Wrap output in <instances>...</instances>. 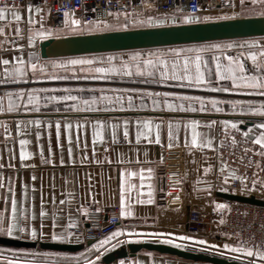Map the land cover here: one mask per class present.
I'll return each mask as SVG.
<instances>
[{
	"label": "snow or ice",
	"instance_id": "1",
	"mask_svg": "<svg viewBox=\"0 0 264 264\" xmlns=\"http://www.w3.org/2000/svg\"><path fill=\"white\" fill-rule=\"evenodd\" d=\"M146 4L148 9L156 7L153 2H147L142 0ZM241 9H248L249 0H239ZM229 0H223L222 7L227 5ZM251 11L255 15L264 17V0H250ZM80 7H83L81 4ZM29 15L27 23L29 25L27 29V45L31 49L37 39L45 40L46 38L63 32L66 35H74L88 32H103L107 30H121L132 27H156L163 25L191 24L194 22H200L210 20H227L233 18L239 13L233 12L232 17L228 15L208 16L205 15L202 18L196 14L198 9L191 11H182L181 8L175 7L170 10L161 12L158 7L156 8V14L147 15L145 18H133L132 13L129 11H109L105 10V17H94L84 19L83 16L77 17L75 15V9L64 8L62 9L63 24L62 27L45 28L43 23L40 24L38 29H33L31 25L37 23L32 15V11L40 12L39 7H34L32 4H28ZM259 8L260 11L256 12L255 9ZM23 5H14L8 3L0 4V22L3 21H15L16 26L13 29L11 26L5 28L0 25V46L7 45L10 41L8 33L11 32L14 37H21L22 29L20 27V21L22 19ZM95 11V9H93ZM123 17V21L119 19ZM45 19L41 15V22ZM110 20L112 22H110ZM24 45L15 42L13 48L23 51ZM235 52L236 55L228 54ZM209 56L210 61H209ZM35 57V61L33 60ZM245 61L250 62L248 66ZM226 62V63H225ZM12 67H7L9 64ZM0 65L4 67V78L0 79V84H7L13 81H22L29 79H46V80H104L113 78L111 74L124 78H136L140 83L151 84H165L168 81L176 82L175 86L180 88H196L204 89L213 93H237L244 98H217L216 96H204V95H188L180 92H151L148 89H112V92L120 93H137L139 95H128L127 105L128 108L141 107L147 108L148 103H144L143 99L148 98L149 102L154 108H163L173 111H181L188 113H224L226 110L230 113L239 114L247 119H221L219 121L208 119L203 122V127L208 129L206 132H197L195 129L197 125L202 124L198 119H187L184 122L186 129H192L190 140L186 139L184 147L191 153L194 150H199L203 153L205 149H210L215 153V159L218 161L219 167L216 169L218 178L222 179V186L220 191H229L228 187L232 181H239V192L244 195L258 192L261 196H264V178H261L256 169L260 167L262 161H264V37L224 40V41H212L194 43L191 45L180 47H167V48H154L147 51L133 50L127 53L121 54H108L106 57H71L58 60H42L40 56L32 50L27 52V57L24 56H11L10 59L0 57ZM51 65L52 71H47L48 66ZM211 66L215 67V84L211 79L212 70ZM77 67L79 72L76 71ZM58 69H63L65 72L71 71L73 75H59ZM207 70V72L205 71ZM221 81L230 82L221 85ZM55 91V89L47 88H17L14 92H7L5 97L7 98V107L5 108L2 101H0V113H13L17 111L31 112L39 111L40 96L34 95V93H47ZM64 92H69V89L65 88ZM90 91H95L94 89ZM101 95L99 97L92 95L87 99H81L76 95H50L44 97L49 102H66L73 101L72 104H64L65 110L68 111H101L107 110V108H100L99 105H104L107 102L110 105L122 106L124 103L123 95H116L115 99L112 96L105 95L104 90L100 89ZM27 93L26 99H21ZM164 99L161 101L160 97ZM155 97V98H153ZM141 101L139 105L136 101ZM82 106V107H81ZM54 111H59L58 108ZM255 122H252V121ZM4 121H0L3 124ZM33 121L31 119L26 121V126L31 125ZM137 125H143V129L136 133V140L140 141L141 136L148 143H154L160 145L163 150L165 145L161 141L159 134L160 124L153 125L149 120L143 121L137 120L133 122ZM163 123V122H161ZM122 124L123 126V138L125 141L129 140V121L124 120L120 124H113L101 120L92 121H76L75 125L78 130L83 131L86 125L91 126L94 131L92 134L93 142V163H102L95 159V146L97 142L102 141L101 130L103 128L111 129V138L115 142L117 141V129ZM217 124L221 126V130L224 135L219 138V142L213 138V133ZM21 121L16 120V134L20 135ZM35 125L39 129L43 127L47 129L49 122L42 121L41 119H35ZM179 128L180 124L177 122L175 125L170 121L168 122V138L166 147L171 150L173 147L178 146V142L175 141L173 135V127ZM57 145L60 144V128L61 120L55 121ZM72 122L63 123V129L65 139L69 143L68 148V161L69 165L77 163L76 157L73 156V150L71 148V136L70 129ZM146 130V131H145ZM155 131V139L151 140L149 134ZM5 133L10 136L7 125L5 124ZM239 135V139H237ZM37 141L41 137V132H36ZM250 142V144H249ZM28 143L25 139H20V161L21 166L26 167L23 162L26 158L32 156L31 152L25 150L24 145ZM242 147L243 155L239 157L240 161L247 159L245 168H253L252 178L249 181V177L246 173L238 174L236 169H231L226 162L225 156L219 151L221 146ZM86 147V146H85ZM77 150L79 151V139L77 140ZM105 142V152H107ZM137 152L139 149L136 150ZM260 157L261 159L253 162L252 157L248 156V153ZM147 156V150L144 153ZM51 148H49L47 164L53 165L54 160ZM14 158V157H13ZM204 159L208 157L205 155ZM87 160V153L85 152L79 157V162L83 164ZM41 161L44 162V156L41 154ZM194 162V161H193ZM59 163L63 165L65 163L63 156L61 155ZM109 163L111 161L109 160ZM121 164L132 163V161L120 160ZM136 163L143 165L144 163L153 164L157 161L146 160L136 161ZM159 164H163V155L158 161ZM3 165H0L2 168ZM9 168H13L11 163ZM203 167V172L208 173L213 165L211 163ZM154 169L152 167L145 168L141 166L139 171L132 170L130 168H120L119 172V217H131L133 211L129 206L132 203L139 204H152L153 203V186L151 184L147 187L148 198L134 200L131 196L133 192V185L126 183V179L136 175L140 176L141 182L145 180V173L147 178L151 179ZM264 171V169H261ZM226 173V174H225ZM111 179V177H109ZM35 180V177H32ZM88 199L78 204L77 199L74 197L75 188L72 189V194L68 193L67 185L68 179L65 178V187L62 190V198L57 202L55 195V183L52 185L53 192L51 194L52 211L49 213L45 209L47 201L44 199L45 193L41 192V206L39 211V230L35 226L36 214L33 209V205L29 202L30 197L28 195V185H25L21 179V198L18 201L16 199L14 180L10 177L7 185L4 182V176L0 173V189H4L3 200L6 202V209H0V236L10 237L16 240L27 239L39 244L43 241L51 242H65L68 238L74 236V229L82 227L83 221H90L93 228H99L106 221L102 213L106 207L111 205H101L100 201L95 199V195L92 192L91 176H88ZM78 183V181H77ZM179 183V181H176ZM197 183H200L198 180ZM203 187L198 189L208 195L211 194L212 183L210 181H203ZM103 184H101V189ZM35 189L33 188V191ZM197 189H194L196 191ZM233 192L237 191L232 189ZM126 192L129 195L126 197ZM100 195H103L101 191ZM173 201L179 199L178 196H174ZM214 205L213 211L217 210H229L230 206L227 203H217L212 201ZM75 205V208L73 207ZM83 214L79 221L77 216ZM66 217L68 223H61L60 218ZM50 218L51 231L45 233L46 227L44 221ZM225 221L221 219L220 223ZM125 234L127 240H147L152 239L154 242L172 245L177 249H184L186 247L191 248L193 251L210 252L224 256L230 260L239 261L240 264H246L244 257H258L260 261H264V250L260 248H253L251 245L241 244L238 240L236 244L224 242L222 245L216 243H209L208 240L197 237L195 235L188 234H174L172 232H132L125 233V229L122 227H115L114 230L109 231L96 243L91 244V247H85L84 252H76L73 257H69L65 252L40 250V248H4L0 249V264H72L75 261L79 264L80 260L83 264H100L99 256H92L88 258L85 253L91 252L92 249H100L103 246V251H109L110 249L117 248L120 244L125 243L126 240L118 239L121 235ZM19 234V235H18ZM77 239L82 235L76 234ZM222 237H231V233L220 232ZM237 235H239L237 233ZM70 242L75 243L76 240ZM227 250V251H225ZM8 253V255H5ZM240 253L242 255H232ZM151 257V260L147 264H171L167 259L157 260L152 253L146 254ZM116 264H146L145 261L140 259H120ZM178 264V262H177ZM247 264H258L256 259H251Z\"/></svg>",
	"mask_w": 264,
	"mask_h": 264
},
{
	"label": "crops",
	"instance_id": "2",
	"mask_svg": "<svg viewBox=\"0 0 264 264\" xmlns=\"http://www.w3.org/2000/svg\"><path fill=\"white\" fill-rule=\"evenodd\" d=\"M34 6V5H33ZM40 12L32 11V15L34 19L37 21L36 24L31 25L33 29H38L40 24L43 23L45 28L46 26V9L41 6ZM251 9V4L249 0L248 9H241L239 0H230L229 5H225L224 7H217L214 9L215 15H224L232 12L239 11L241 16L255 15ZM213 10L206 12L210 13ZM203 12L201 15L206 14ZM29 15V10L27 6H23L22 9V19L20 21V27L22 29L21 37H14L11 32L8 33V36L11 38L9 43L4 46H0V57L5 59H10L11 56H24L27 57V52L29 50L34 51L39 55L38 52V42L37 39L34 43V46L30 49L27 45V29L29 27L27 23ZM43 15L45 19L41 22L40 17ZM231 15V14H230ZM0 25L8 28L11 26L13 29L16 26L15 21H3L0 22ZM60 35L54 34L53 36ZM3 39V37H0ZM249 39V38H242ZM239 41L240 39H235ZM224 41V40H220ZM19 42L23 44L24 50H16L13 48V43ZM212 42V41H210ZM194 44V43H193ZM185 45H176V46H166V47H158V48H167V47H180ZM154 49V48H150ZM140 50H149V49H140ZM133 51V50H129ZM125 51L120 52H109V53H99V54H87V55H79V56H70V57H59V58H51V59H42V60H58L63 61L64 59L71 57H106L108 54H120ZM228 54L236 55L235 52H230ZM209 56V61H210ZM35 61V57H33ZM226 63V62H225ZM245 63L250 66V62L245 61ZM4 67L0 65V79L4 78ZM7 67L11 68L12 64L10 63ZM51 65L48 66L47 70H51ZM212 70V81L215 84V67L211 66ZM79 72V68L76 69ZM207 72V70H205ZM59 75H67L71 76L73 73L71 71L65 72L63 69H58ZM113 78L104 79V80H74V79H65V80H57L58 95H76L81 99H87L92 95L99 97L101 95L100 89L104 90L105 95L112 96L115 99V93L112 92V88H100V84L103 87L115 86L117 83H125L130 84L131 89H148L151 92H180V93H189L193 95H204V96H216L217 98L229 99V98H244L238 95L237 93H213L210 91H206L204 89H196V88H180L176 87L173 81H168L165 84H151V83H140L136 78H124L121 79L119 76H115V74H111ZM29 78L31 75L29 74ZM22 81H13L7 84H0V101H2L4 107H7V98L5 94L7 92H14V89H17V86H21ZM225 83H228L230 86V82L221 81V85L223 86ZM26 84V83H25ZM12 86V88H10ZM17 87V88H16ZM67 88L69 92H64L63 90ZM13 89V90H12ZM94 89L95 91H90ZM120 93V92H118ZM139 95L137 93H125L121 94L123 97H127L128 95ZM155 98V97H153ZM22 99H26L25 96ZM125 99V98H124ZM161 101L164 99L163 96L160 97ZM141 101L137 100L136 104L139 105ZM144 103H148L147 108L141 107H133L128 108L127 99L124 101L122 106L110 105L106 102V105L98 106L100 108H107V110L101 111H68L65 110L64 104H72L73 101L59 102L62 103V109L59 111H31V112H23L17 111L13 113H0V121H4L3 124H0V165H3L0 168V173L4 176V182L7 185L9 178L11 177L14 180V188L16 199L19 201L21 198V179L23 180L25 185H28V195L30 197L29 202L33 205L34 212L36 214L35 226L39 230L40 218L39 211L41 206V192L43 191L46 195L44 199L47 201L45 205L46 211L49 213L52 211V203H51V194L53 192L52 185L55 183V195L57 202L60 199L65 198L62 195V190L65 187L64 180L68 179L69 183L67 185L68 193L72 194V189L75 188L74 197L77 199L78 204L84 203L87 199L88 192V176H91V184H92V192L95 195V199L100 201L101 205H118L119 207V172L120 168H130L135 171H139L141 166L148 168L152 167L154 169L153 175L151 179L147 178V174L145 173V180L141 182L140 176L136 175L133 177H129L126 179V183H131L133 187V192L131 196L134 200H139L141 198L147 199L148 192L147 187L149 184L153 186V203L152 204H139L132 203L129 206L133 211V216L131 217H120V224L118 227H122L125 229V233L132 232L135 230L136 232H172L174 234H188L195 235L197 237H204V233L192 232L187 228V214L190 209H207L209 207H214L212 201H216L217 203H224L226 200L217 196V192H219L220 187L222 186V179L218 178V174L216 169L219 167L218 161L215 159V153L210 149H205L203 153L199 150H194L189 153L185 147V140H190L192 129H186L184 127V122L187 119H198L202 122V124L197 125V132H206L208 129L203 127V122H206L208 119L219 121L221 119H247V117H242L239 114L230 113L227 110L224 113H188L181 111H173L169 109L163 108H154L152 104L149 102L148 98L145 97L143 99ZM82 107V106H81ZM41 119L42 121L49 122V127L47 129L40 127L39 129L35 125V119ZM19 119L21 121L20 125V135L16 134V120ZM31 119L33 123L31 125L26 126V121ZM57 119L61 120V128H60V144L57 145V135H56V127L55 121ZM149 120L153 125L160 124L158 129L161 141L165 145L167 144L168 138V122H172L174 125L179 122L180 127H173V135L175 141L178 142V146L183 150V173H184V187H185V202L181 206H170L161 201L158 198V186H159V174L161 170V164L158 163L162 149L160 145H156L154 143H148L144 140V137L141 136V140H136V133L143 129V125L134 124V121L140 120ZM92 121V120H101L105 122H110L113 124H120V122L124 120L129 121L128 129H129V140L125 141L123 138V126L122 124L117 129V141H113L111 138V129L103 128L101 130V136L103 137L102 141L97 142L95 146V159L98 161H102V163H93V142H92V134L94 129L86 125L83 131L77 129L75 122L76 121ZM72 122V127L70 129L71 136V148L73 150V156L76 157L77 163L74 165H69L68 161V148L69 143L65 139L63 123ZM163 122V123H161ZM252 122H255L254 120ZM5 124L7 125L8 132L11 133L10 136H7L5 133ZM221 126L217 124L216 129L213 133V138L216 140V131ZM41 132V137L39 141H37L36 132ZM146 131V130H145ZM156 132L153 131L149 134V138L151 140L155 139ZM25 139L28 141L24 148L26 151L31 152L33 155L26 158L23 162L26 167L21 166V161L19 157L20 153V144L19 140ZM79 139V151L77 150V140ZM105 142L107 147V152H105ZM86 146V147H85ZM49 148L52 151V158L54 160L53 165H49L46 163L48 159ZM139 149L137 152L136 150ZM147 150V156L143 153ZM87 153V160L81 164L79 162V157L84 153ZM41 154L44 156V162L41 161ZM61 155L65 163L61 165L59 163ZM207 156L208 159L205 160L204 156ZM14 157V158H13ZM124 161H132V163L121 164L120 160ZM109 160L111 163H109ZM152 160L157 161V163L148 164L144 163L143 165L136 163V161H146ZM194 161V162H193ZM14 165L13 168H9V164ZM211 163L213 168L208 172H203V167L201 165L206 166ZM226 174V173H225ZM35 177V180H32V177ZM111 177V179H109ZM200 183H197V181ZM78 181V183H77ZM203 181H210L212 183L211 194L208 195L203 191H199L203 185ZM101 184H103V188L101 189ZM228 187V185H224ZM33 188L35 189L33 191ZM194 189H197L194 191ZM103 192L101 196L100 193ZM230 191V189H229ZM227 191V192H229ZM225 192V191H223ZM4 189H0V209H6V202L3 200ZM129 193L126 192V197ZM75 208V205L73 206ZM83 214H79L77 216V220L79 221L80 217ZM61 223H68L66 217L60 218ZM46 227L44 228L45 233L51 231L50 228V218L45 219L44 221ZM19 235V234H18ZM6 237V236H5ZM101 239V238H100ZM118 239L126 240L125 243L120 244L119 247L110 249L109 251H103V246L100 249H92L91 252L85 253L89 259L92 256L100 257V264H116V262L120 259H140L146 262L151 260V257H148L147 253H152L153 256L157 260L167 259L171 262V264H210L202 261H191L185 260L182 258H178L175 256L158 253L155 251L149 250H139L133 255H127L125 257H115L118 252L126 249V245L128 243H138V242H154L152 239L147 240H127L125 234L122 233L121 237ZM27 240V239H23ZM71 240H76V243H85L81 249L76 251H57V252H65L69 257H73L76 252H84L85 247L90 248L91 244L96 243L97 240L90 241L86 243L81 236L77 239V235L74 234L72 238H68L65 242H56V243H73ZM99 240V239H98ZM43 242H51V241H43ZM1 249L4 248H13L0 245ZM35 249V248H34ZM185 249H190L186 247ZM46 250V249H40ZM54 251V250H47ZM5 255H8L5 253ZM259 264H264V261H260L258 257H255ZM72 264H76L75 261H72ZM79 264H83V261L80 260Z\"/></svg>",
	"mask_w": 264,
	"mask_h": 264
},
{
	"label": "built area",
	"instance_id": "3",
	"mask_svg": "<svg viewBox=\"0 0 264 264\" xmlns=\"http://www.w3.org/2000/svg\"><path fill=\"white\" fill-rule=\"evenodd\" d=\"M27 6L32 4L34 6H41L46 9V26L55 29L62 27L63 15L62 9H75L77 17L83 16L84 19L94 17H105V10L109 11H129L132 14L144 13L148 9L142 0H0L2 3ZM153 2V0H147ZM156 7L160 11L170 10L171 8L179 7L182 11H191L198 9L196 14L200 16L203 12H209L222 6L223 0H154ZM83 7H80V5ZM95 9V11H93ZM110 22H112L110 20ZM224 133L221 127L216 131V142ZM239 139V135L236 137ZM250 144V142H249ZM219 151L225 156L226 162L231 169H236L238 174L246 173L249 181L252 178L253 168H245L247 159L240 161L239 157L243 155L242 147H232L231 145L225 147L221 146ZM163 164L159 174L158 198L170 206H181L185 202V187H184V173H183V150L179 147H173L168 150L164 147ZM252 157L253 162L261 159L253 155L251 152L247 154ZM264 161H262L259 168L256 169L257 174L264 178ZM179 181V183H176ZM230 191L236 189L234 193L239 192V181H232L228 185ZM256 197L263 198L258 192L251 193ZM244 195V194H242ZM178 196L179 199L173 201V197ZM230 206L229 210L213 211V207L207 209H190L187 214V228L192 232L207 233L210 231L231 233V237L235 242L237 240L241 244L251 245L253 248H260L264 250V205H255L239 201L226 200ZM119 207L114 204L111 207H106L102 213L105 223L99 228H93L90 221H83L82 227L74 229L75 234L82 233L81 237L84 241H94L102 238L109 231L115 229L120 224V217L118 215ZM221 219L225 222L220 223ZM237 233L239 235H237Z\"/></svg>",
	"mask_w": 264,
	"mask_h": 264
},
{
	"label": "water",
	"instance_id": "4",
	"mask_svg": "<svg viewBox=\"0 0 264 264\" xmlns=\"http://www.w3.org/2000/svg\"><path fill=\"white\" fill-rule=\"evenodd\" d=\"M163 12V11H161ZM156 13L147 9L146 15ZM232 17V16H229ZM264 36V17L259 15L235 16L227 20H210L191 24H174L156 27H133L103 32H88L74 35L50 36L39 40L38 52L42 59L70 57L87 54L150 49L166 46L185 45L210 41L254 38ZM224 200L264 205V199L253 194L242 195L234 192H217ZM90 241H86L88 243ZM85 243L36 242L0 236V245L7 247L40 248L54 251H76ZM163 253L185 260L202 261L210 264H240L239 261L211 255L190 249H177L172 245L158 242L128 243L115 257L133 255L139 250ZM247 264V263H246Z\"/></svg>",
	"mask_w": 264,
	"mask_h": 264
},
{
	"label": "rangeland",
	"instance_id": "5",
	"mask_svg": "<svg viewBox=\"0 0 264 264\" xmlns=\"http://www.w3.org/2000/svg\"><path fill=\"white\" fill-rule=\"evenodd\" d=\"M229 3H230V0H229ZM229 3L227 5H229ZM222 7V6H220ZM219 7V8H220ZM224 7V6H223ZM251 11V10H249ZM256 12H259L260 9L259 8H256L255 9ZM216 13V12H215ZM214 13V10L210 13H206V14H203V15H200V17L202 18L203 16L205 15H208V16H217L215 15ZM233 13V12H232ZM232 13H228V14H224V15H228V16H232ZM236 13H239V16H241L240 12L239 11H236ZM156 13L154 14H149V15H155ZM231 14V15H230ZM147 15L144 14V13H136V14H132V17L133 18H145ZM119 19L121 21H123V17H119ZM202 20V19H201ZM128 28H133L132 26H129ZM60 35L64 34L63 32L59 33ZM264 37V36H262ZM254 38H260V37H254ZM144 51H147V50H144ZM127 52H130V51H125V52H122V53H127ZM121 54V53H120ZM47 71H52L51 70H47ZM57 74L58 73V70H57ZM21 86H17L18 88H37V89H40V88H47V89H58V84H57V80H46V79H38V80H33L31 78L21 82ZM26 83V84H25ZM16 87V88H17ZM112 88V89H131L130 87V84H125V83H117L115 84V86H109V87H103L101 86L100 84V88ZM10 88H12V86H10ZM13 90V89H12ZM15 90V89H14ZM115 93V96L116 95H121L122 93H118V92H114ZM125 94V93H123ZM183 94H188V95H193V94H189V93H183ZM34 95H38L41 97L40 101H39V110L40 111H53L54 109L58 108V109H62L61 107L62 106V103H59V102H56V101H53V102H49L47 101L46 99H44V97L46 96H50V95H58V91H50V92H47V93H34ZM26 98H27V93H25L24 95ZM125 98L124 101H126L127 97H123ZM22 99V97H21ZM106 105V102L104 104V106ZM99 106H102V105H99ZM204 239L208 240L209 243H216L218 245H222L224 242H228V243H233L234 245L236 244L235 240H233L232 238H229V237H222L220 235V232L218 231H210V232H207V233H204ZM1 249V248H0ZM227 251V250H225ZM199 252H202V251H199ZM204 253H207V254H211V255H216L213 253H210V252H204ZM8 254V253H6ZM232 255H242L240 253H235V254H232ZM219 256V255H218ZM224 257V256H222ZM245 259V262H249L251 259H256L255 257H244ZM257 260V259H256ZM259 264V263H258Z\"/></svg>",
	"mask_w": 264,
	"mask_h": 264
}]
</instances>
